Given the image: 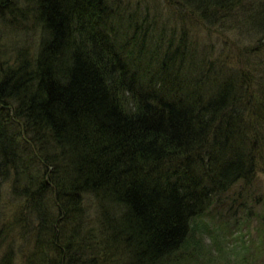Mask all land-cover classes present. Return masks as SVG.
Listing matches in <instances>:
<instances>
[{"label":"trees","instance_id":"16d2710c","mask_svg":"<svg viewBox=\"0 0 264 264\" xmlns=\"http://www.w3.org/2000/svg\"><path fill=\"white\" fill-rule=\"evenodd\" d=\"M165 2L181 26L162 35L114 0H0L39 31L0 60V187L21 198L0 239L30 245L0 264H208L215 212L264 227V0ZM188 18L247 30L245 60L190 42Z\"/></svg>","mask_w":264,"mask_h":264},{"label":"rangeland","instance_id":"374dc122","mask_svg":"<svg viewBox=\"0 0 264 264\" xmlns=\"http://www.w3.org/2000/svg\"><path fill=\"white\" fill-rule=\"evenodd\" d=\"M114 1L121 8L117 11L120 20L123 12L125 16L129 14V11L136 12L137 16L139 14L141 19H147L148 23L156 27L155 32L159 31L162 35L167 34L168 29L177 24L181 26L165 0ZM122 7L127 9H122ZM184 18H187V16ZM29 19L26 22L30 27L15 26L11 22L0 21V60H2V63L12 64V56L16 55V49L23 50V48H27L30 53L35 54L39 31L36 29L38 27L34 26ZM186 20H188V23L183 24V27L188 40L192 43L196 41L200 48L205 45L210 50L212 58L218 57L219 54L223 55L225 61L220 60L229 62L234 66H236L237 60L241 62L245 60L242 49L246 48L242 47L249 45L248 37L250 35H248L247 30H243L241 34H235V32L228 31V29L214 33V28L210 31L205 29L200 25L198 19L188 18ZM238 48L240 52L237 51ZM236 55L238 58L235 57ZM228 56L231 57L228 58ZM256 176L257 191L264 194V172ZM11 188L12 174L10 173L9 177L1 182L0 187V206L3 211V218H8V222L11 221L21 201V198L16 196ZM222 212V215L215 212L213 220H207L208 233L205 232L204 245L211 252L207 260L208 264H264V227L253 216V212L248 214L246 210L240 212L237 209L234 217L231 214L226 215ZM16 231H18V228L12 225L3 230L0 245L4 243L0 252L6 247L5 241H11L15 247L20 245V250L30 246L28 241L18 238ZM14 262L15 264H22L20 252L15 256Z\"/></svg>","mask_w":264,"mask_h":264}]
</instances>
